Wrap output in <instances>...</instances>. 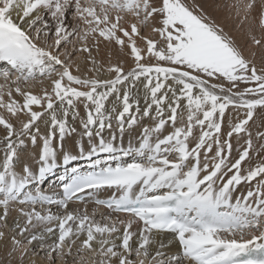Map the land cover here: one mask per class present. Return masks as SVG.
I'll return each mask as SVG.
<instances>
[{
  "label": "snow or ice",
  "instance_id": "1",
  "mask_svg": "<svg viewBox=\"0 0 264 264\" xmlns=\"http://www.w3.org/2000/svg\"><path fill=\"white\" fill-rule=\"evenodd\" d=\"M212 3L264 49V0ZM252 56L196 0H0V264H264Z\"/></svg>",
  "mask_w": 264,
  "mask_h": 264
},
{
  "label": "bare ground",
  "instance_id": "2",
  "mask_svg": "<svg viewBox=\"0 0 264 264\" xmlns=\"http://www.w3.org/2000/svg\"><path fill=\"white\" fill-rule=\"evenodd\" d=\"M198 1H199L198 3L201 4V6L204 8V11L209 16H211L218 24L223 26L222 23L220 21H218V18H222L223 14H226L227 11L226 10L225 11H217L216 7L212 3V0H198ZM227 20H228V23H229L230 27L235 26V28L238 29L237 26H236V21L234 19H227ZM256 34L257 35H261V33H259V32H257ZM237 35L238 36L235 38L237 44H239L240 41H241V43L243 44L242 46H245V40H247V41H249V40L244 35V32L240 30L237 33ZM245 51H247V52H245ZM245 51H244V55L247 58H249V59H253L252 52H255V58H254L255 63H256L258 68L261 67V61H262V58H264V49L252 48L251 45H247V47L245 48ZM241 87H243V86H241ZM40 91H41V86L34 87V89H33L34 93H39ZM14 96H15L16 100H19L22 103V98L20 96L15 95V94H14ZM4 99H5V101H7V95L4 96ZM226 113H227V115L224 118L225 124L227 123L228 115H231L233 117V121L235 122V118H236V115H237L235 110L230 107L229 109L226 110ZM239 115H240V118H243V113L242 112ZM248 127H249V130L253 134L252 135V140H253L254 148L259 150V157H257V158L264 157V149L261 148V145L264 144V140H259V139L256 138V132L257 131L264 132V109L258 108L256 110H254V117H253L252 120L249 121ZM167 130H171V129H167ZM137 131H139V130H137ZM127 139L128 138L126 136L125 137V142L126 143H127ZM233 144L235 146V139H233ZM33 154H34V150H33L32 146H31V144L29 143V145H28V155H29V157H31V156H33ZM253 154L255 155V152ZM233 155L235 156V151L233 152ZM2 156H3V153L0 152V158H2ZM29 163L32 164V166L34 168L36 167V164H35V162L33 160L30 159ZM77 163H79L81 165L84 164L83 161H75V162H72V164L70 166H72L74 164H77ZM51 179L54 180L55 176L51 177ZM46 186H47L46 184L42 185V187H46ZM237 194H239V193H237ZM101 195L102 196H106V195H108V193H102ZM72 206L76 207L75 204H71L70 205V207H72ZM92 208H93V205L89 204V206H88L89 212H91ZM13 215H16V213L13 212ZM52 239L53 238H49L48 239V243L49 244L52 242ZM35 249H38V248L36 247ZM31 259H34L37 262V264H45V260L41 259L40 257H36V255L31 256ZM13 264H15V262H13ZM68 264H74V263L73 262L71 263V262L68 261Z\"/></svg>",
  "mask_w": 264,
  "mask_h": 264
},
{
  "label": "rangeland",
  "instance_id": "3",
  "mask_svg": "<svg viewBox=\"0 0 264 264\" xmlns=\"http://www.w3.org/2000/svg\"><path fill=\"white\" fill-rule=\"evenodd\" d=\"M196 2L198 3L199 1L198 0H196ZM222 16V15H221ZM228 13H226V14H223V17L222 18H218V21H220L221 23H222V25L225 27L224 29H225V32H227L228 34H230V35H232L234 38H236L238 35H237V33L240 31L239 29H236L235 28V26H233V27H230L229 26V23H228ZM240 45H241V47L244 49V51H245V48L247 47V45H251L250 44V41H247V40H245V46H242L243 44L241 43V41H240V43H239ZM69 47H71V46H69ZM245 52H247V51H245ZM3 81H2V79H0V83H2ZM37 86H40L39 84H36V85H33L32 86V91H33V89H34V87H37ZM17 101H19V100H17ZM35 107V106H34ZM0 111H2V110H0ZM14 123H16V121H13ZM4 135V132H3V129H2V127H0V136H3ZM70 208H75V207H70ZM98 218V217H97ZM38 248L39 247V245L37 246V245H35L34 247H33V255H36L35 253H36V251H37V249H35V248ZM43 253V254H42ZM32 255V256H33ZM75 252H73V255L72 256H69L68 257V261L69 262H73L74 264H79V260H78V258H76L75 260H74V257H75ZM84 255H86V254H84ZM36 257H40L41 259H43V260H45L46 261V257H47V252H39V254L38 255H36Z\"/></svg>",
  "mask_w": 264,
  "mask_h": 264
}]
</instances>
